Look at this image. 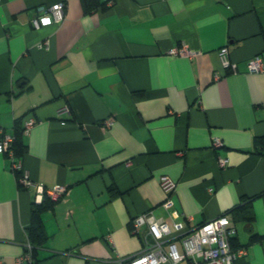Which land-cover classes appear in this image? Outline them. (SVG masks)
<instances>
[{
  "label": "crops",
  "instance_id": "1",
  "mask_svg": "<svg viewBox=\"0 0 264 264\" xmlns=\"http://www.w3.org/2000/svg\"><path fill=\"white\" fill-rule=\"evenodd\" d=\"M59 1L64 18L34 28L37 7ZM179 47L193 53L170 52ZM255 55L264 60V0H114L90 12L81 0H0V126L13 134L36 118L16 159L35 183L67 186L41 215L48 238L35 264H118L145 248L148 223L134 225L136 216L194 226L249 197L253 221L232 220L231 243L246 250L234 264H264V155L251 151L264 135V70L247 67ZM65 104L70 113L57 116ZM13 161L0 153L4 264L28 240L35 196ZM164 175L176 183L169 194Z\"/></svg>",
  "mask_w": 264,
  "mask_h": 264
},
{
  "label": "built area",
  "instance_id": "2",
  "mask_svg": "<svg viewBox=\"0 0 264 264\" xmlns=\"http://www.w3.org/2000/svg\"><path fill=\"white\" fill-rule=\"evenodd\" d=\"M63 1L51 5H39L37 14L31 18L34 28L52 22H59L64 18ZM39 47L47 49L49 39L46 38L38 44ZM174 54L190 56L193 51L187 47L173 48L170 51ZM224 66L235 69V63L229 61L228 50L223 46L218 51ZM249 71H263L264 60L261 55H255L247 62ZM69 105H62L56 110L57 116L63 113H70ZM37 121L33 116L28 117L23 123V132L26 133ZM14 136L5 131L0 126V153H8L15 160L12 169L17 171L20 185L25 188L34 187V202L40 203L44 197L57 200L67 192V186L56 184L45 187L40 183H35L23 168L20 160L16 159L12 150ZM219 138L212 140L214 147L221 145ZM219 164H226L225 158L218 159ZM160 185L165 193H171L175 189V181L167 176H162ZM170 200L164 202L169 205ZM148 223L147 237H145V248L141 253L131 256L120 257L118 264H234L235 260L245 253V247H233L231 239L235 236L236 228L233 225L232 217L229 213L223 212L220 215L206 220L200 224L189 226L187 219L173 221L172 224L154 217L151 213L145 212L135 217L133 224L140 222ZM0 264H4L0 258ZM14 264H35L32 253V245L27 240L23 250L19 253Z\"/></svg>",
  "mask_w": 264,
  "mask_h": 264
},
{
  "label": "trees",
  "instance_id": "3",
  "mask_svg": "<svg viewBox=\"0 0 264 264\" xmlns=\"http://www.w3.org/2000/svg\"><path fill=\"white\" fill-rule=\"evenodd\" d=\"M113 2L114 0H81V4L85 12H90L98 7L107 9L112 5ZM135 95L140 94L135 93ZM13 136L14 139L11 147L14 152V156L19 157L26 149V145L23 140V125L21 126L19 124L15 127ZM251 151L264 155V135H258L253 138ZM55 202L56 200H52L47 197H44L40 203L32 202L31 220L25 227V230L26 236L32 245V253L34 258L36 256L37 248L42 246L48 238V234L45 231L41 215L45 210L52 208ZM226 212L231 215L233 221L246 220L247 222L251 223L254 219V214L250 205V197L248 199L246 198L242 203L234 205ZM259 238L260 235L258 233H251V241L258 240ZM237 245L238 244L235 241H232L233 247H237Z\"/></svg>",
  "mask_w": 264,
  "mask_h": 264
}]
</instances>
